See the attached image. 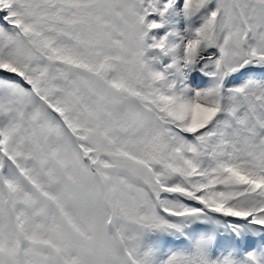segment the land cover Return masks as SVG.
Returning <instances> with one entry per match:
<instances>
[{
  "label": "snow or ice",
  "instance_id": "6c2138e0",
  "mask_svg": "<svg viewBox=\"0 0 264 264\" xmlns=\"http://www.w3.org/2000/svg\"><path fill=\"white\" fill-rule=\"evenodd\" d=\"M0 264H264V0H0Z\"/></svg>",
  "mask_w": 264,
  "mask_h": 264
}]
</instances>
